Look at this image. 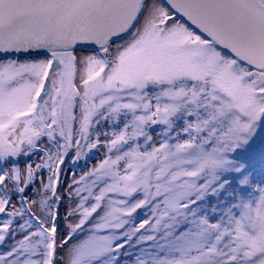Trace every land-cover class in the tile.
<instances>
[{
  "label": "snow or ice",
  "instance_id": "1",
  "mask_svg": "<svg viewBox=\"0 0 264 264\" xmlns=\"http://www.w3.org/2000/svg\"><path fill=\"white\" fill-rule=\"evenodd\" d=\"M0 264H264V0H0Z\"/></svg>",
  "mask_w": 264,
  "mask_h": 264
},
{
  "label": "rangeland",
  "instance_id": "2",
  "mask_svg": "<svg viewBox=\"0 0 264 264\" xmlns=\"http://www.w3.org/2000/svg\"><path fill=\"white\" fill-rule=\"evenodd\" d=\"M93 163H95V160H93Z\"/></svg>",
  "mask_w": 264,
  "mask_h": 264
}]
</instances>
